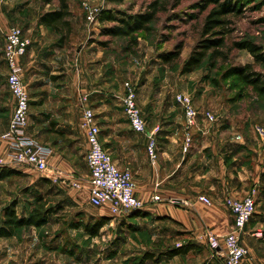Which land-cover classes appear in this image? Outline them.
Returning a JSON list of instances; mask_svg holds the SVG:
<instances>
[{"label":"rangeland","instance_id":"1","mask_svg":"<svg viewBox=\"0 0 264 264\" xmlns=\"http://www.w3.org/2000/svg\"><path fill=\"white\" fill-rule=\"evenodd\" d=\"M151 1L71 0L73 35L70 44L64 47L66 55H57L56 61L73 59L77 56L75 50H80L87 62L90 89L107 91L106 97L117 109H122L120 97L124 84L129 82L137 91V104L147 121V129L155 135L168 132L184 136L183 113L175 95L188 93L198 111H208L215 118L214 122L201 119L191 130L192 134L201 130L209 135L214 132L224 170L231 174L241 168L247 174L264 158V97L243 86L234 75H227V71L232 65L251 63L255 71L264 74V64H255L246 49L234 48L226 62L217 61L212 67L207 60L198 69L181 73L183 63L199 39L205 15L200 12L199 4L203 0H183L176 7L172 6L174 0H161L166 8L157 13L150 32L135 36V43L127 38H111L107 47L99 44L109 38L100 35L102 25L98 18L93 22L86 18L94 7L100 13L120 10L135 14L144 11ZM242 1V16L234 20L228 43L248 40L259 45L264 53V0ZM0 4L3 12L0 29L5 25V30L10 26L22 30V25L13 22L12 12L19 10L20 18L33 24L39 9L47 2L0 0ZM178 43L183 44L180 61L169 67L158 56ZM54 45L56 54L62 52ZM2 47L0 31V81H6L7 64ZM37 72L41 76L48 74L41 69ZM212 140L210 137L208 141ZM28 168L22 166L19 174L0 180V216L13 200L17 201L18 215L27 216L37 197H42L44 208L51 207L55 212L40 228L28 226L18 229L13 237H0V264H198L208 259L224 264V249L217 254L209 246L196 254L167 258L164 252L191 241L177 221L146 211L114 217L103 207L89 204L83 194H78L77 201H70L66 192L71 191V186L60 188L49 179L47 183L43 181L46 176ZM79 190L74 191L77 194ZM101 217H106L105 224L96 236L86 233L83 226L76 227L79 223L92 224ZM146 253L153 254L154 259L145 260Z\"/></svg>","mask_w":264,"mask_h":264},{"label":"crops","instance_id":"2","mask_svg":"<svg viewBox=\"0 0 264 264\" xmlns=\"http://www.w3.org/2000/svg\"><path fill=\"white\" fill-rule=\"evenodd\" d=\"M66 2L73 13V3L71 0ZM45 5L39 9L33 24L24 22L19 10L12 12L13 22L22 25V33L30 38L26 53L19 57L21 78L29 93L30 109L26 132L51 151L47 158L48 172L43 174L45 178L56 181L60 188L71 186V191L66 192L70 201H77L78 194L88 198V142L81 119L84 106L89 107L99 127L98 135L103 148L110 152L118 167L130 169L135 183L134 193L144 205L142 211L177 221L189 235L190 242L198 248V252L209 246L205 235L207 232L222 237L230 231L233 219L222 201L226 198L243 197L254 189L255 211L240 233L242 244L249 250L243 263L264 264V158L253 170H248L247 174L241 168L229 174L224 170L222 158L217 151L216 134L212 132L209 135L201 130L192 134L191 148L186 154L181 147L183 133L181 137L176 133H158L157 159L152 163L145 148L146 134L136 133L130 128L123 110L110 104L106 97L107 91L105 93L100 89H90L87 62L82 59L80 50H75L77 56L73 59L56 61L57 55H66L65 48L57 44L62 52L56 54L55 35L38 23V16L58 8L59 4L58 0H51ZM2 14L0 11V20ZM3 26L4 29L0 31L4 47L6 26ZM39 69L46 70L48 74L41 76L37 72ZM25 75L28 76L27 79L24 78ZM82 95L86 96L83 107L79 102ZM12 106L13 98L7 91L6 81L2 80L0 135L8 130ZM210 137L212 141H208ZM6 146L7 141L0 139L1 156L6 155ZM11 167L22 169V166ZM70 176L78 180L79 187L70 185ZM76 189H80L77 194L74 191ZM154 195L160 196V200L153 201ZM204 195L209 198L210 203L199 200ZM103 208L109 213L106 206ZM219 243L222 251V238ZM220 251L214 250L217 254ZM198 252L191 251L188 254ZM206 263L215 264L212 259L198 264Z\"/></svg>","mask_w":264,"mask_h":264},{"label":"built area","instance_id":"3","mask_svg":"<svg viewBox=\"0 0 264 264\" xmlns=\"http://www.w3.org/2000/svg\"><path fill=\"white\" fill-rule=\"evenodd\" d=\"M87 6L86 3H84ZM100 12L94 7L86 18L93 22L99 18ZM30 44L24 37L22 30L16 26H10L4 33V60L7 64L6 85L9 94L13 98V110L9 118L8 130L0 135V139L7 141L6 155H0V167L24 166L30 167L40 174L48 172L47 158L51 151L34 137L26 132L29 115V93L21 78L22 69L19 57L27 51ZM123 94L120 97V105L125 118L128 119L130 128L139 134H146V150L149 160L154 163L157 159L156 133L147 129V123L141 114L137 104V91L129 82L123 86ZM175 100L182 110L184 118V136L181 144L183 153L189 150L192 140L191 130L198 126L199 121L214 122L215 118L208 111H198L192 96L188 93H177ZM86 96L82 95L79 102L83 107ZM82 126L87 135L88 151L86 153V165L89 168V189L87 201L94 207L106 206L109 213L116 217L120 214L142 211L143 202L134 193L135 183L132 173L128 168H120L111 158L110 152L103 148L99 127L94 120L91 108L84 106L82 114ZM69 183L73 187H79V182L74 177H69ZM153 201H159L160 196L154 195ZM203 203H210L207 196H200ZM224 205L230 213L233 224L226 235L219 237L207 232L206 240L212 250L220 251L219 242L222 238L224 247V264H244L248 249L241 242V231L249 222L255 211V190L241 198H226Z\"/></svg>","mask_w":264,"mask_h":264},{"label":"trees","instance_id":"4","mask_svg":"<svg viewBox=\"0 0 264 264\" xmlns=\"http://www.w3.org/2000/svg\"><path fill=\"white\" fill-rule=\"evenodd\" d=\"M51 0H46L50 3ZM183 0H174L173 7L179 5ZM58 8L48 12L41 13L38 16V23L46 27L56 37V44L66 47L70 44L72 36V17L66 0H58ZM166 8V4L161 0H152L148 3L144 11L129 14L127 12L103 11L99 14V22L101 23L100 35L109 39L101 41L103 47H107L111 38H127L130 42L135 43V36L139 32L148 33L151 30V24L156 20L157 13ZM201 13L204 17L200 24L199 39L191 50L182 65L181 73L191 72L198 69L203 62L209 61L211 66L217 61L226 62L231 49H246L254 58L255 64H264V53L261 47L251 41H232L228 43V37L234 31L233 22L242 16L243 1L242 0H203L199 4ZM183 44L178 43L174 49L162 53L158 58L167 66H172L180 61V54ZM234 75L243 85L251 88V90L264 97V74L255 71L251 63L244 65H232L227 71V75ZM19 174L18 169L0 167V180H4L13 175ZM43 181L50 182L47 178ZM45 202L42 197H37L35 206L30 210L27 216H20L16 211L17 201L13 200L10 204L2 209L0 216V237L10 238L15 235L18 229L35 226L40 228L46 225L50 220V215L55 212L51 207L44 208ZM140 211L133 212L138 214ZM106 217L95 220L92 224H77L76 227L83 226L86 233L96 236L105 224ZM198 252V248L193 243H185L178 245L174 249L167 250L163 253L167 258H174L177 255H186L189 252ZM153 254L146 253L144 259L153 258ZM154 259V258H153ZM211 264V263H206Z\"/></svg>","mask_w":264,"mask_h":264}]
</instances>
